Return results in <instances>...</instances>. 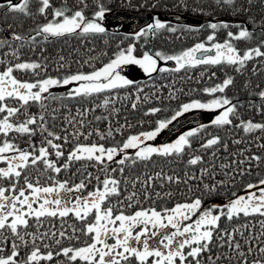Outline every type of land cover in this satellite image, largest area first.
<instances>
[{
  "label": "snow or ice",
  "instance_id": "6c2138e0",
  "mask_svg": "<svg viewBox=\"0 0 264 264\" xmlns=\"http://www.w3.org/2000/svg\"><path fill=\"white\" fill-rule=\"evenodd\" d=\"M33 3L38 5L34 12L31 10ZM93 3L96 10L91 17L85 15L89 7L87 0H77L75 9L68 7V0H63L59 7L54 6L52 0H20L18 3L9 0L7 4L0 3L5 17L8 13H19L31 19L40 16L46 21L31 28L27 35L13 31L10 39L0 38V49H9L4 56L12 57V60L0 59V65H3L0 70V264H50L53 260H56V264H264V247L260 246L264 243V219L259 221L258 234L252 231L255 224L247 222L249 217L264 218V178L245 185V195L233 192V198L223 205L205 207L203 197L196 196L188 197L171 208L157 210L153 207L145 209L140 194H143L144 202L152 200L151 189L155 188L157 181L163 188L165 184L187 185L190 180L203 182V177L210 174L214 179L215 174L211 173V169L202 166L203 157L191 154L187 160L188 166H201L199 177L185 172L182 178L175 174L174 169L172 175L161 169L155 173L145 172L143 176H124L125 169L137 163H144L147 167L153 156L165 160L170 157L182 159L186 150L215 149L212 156L216 157L219 150L216 146L222 144L219 136L207 139L198 150L192 149V138L207 127L205 125L180 135L173 143L145 146L146 141L154 140L161 130L192 110L218 112L211 121V126L217 128L235 127L246 135L264 132V123L240 119L238 108L242 105L234 104L226 96H216L233 85L231 76L213 87L203 89L213 96L211 100L182 103L172 110L170 118L158 120L155 130L129 135L122 143L108 147L96 142H80L81 137L88 140L94 134L100 140L114 138V132L121 131V128L113 129L109 125L106 132L99 129L85 132L84 129L91 123L87 119L88 114L94 112L95 108H77L75 114L69 108L67 115L61 118L60 108L68 106L61 104L53 108L49 104L64 99L88 100L133 86L135 82L122 74L125 65H138L149 76L157 71L179 72L197 66L221 65L231 66L239 73L248 62L264 59V42L241 52L232 41L251 40L253 33L241 27L238 33L229 31L227 39L220 43L216 42V31L229 25L212 23L209 27L213 31L206 42L196 43L178 54L165 55L156 51L150 55L144 52L142 58H137L134 45L125 49L118 46L108 62L102 67H93L91 72L77 70L62 77L46 75L41 78V72H47L46 62L21 60V49L26 45L32 52L38 47L43 52L46 44L65 37L105 34L106 29L101 22L109 9L102 0H93ZM215 3L244 11L243 7L237 9V0H215ZM248 3L250 5L251 0ZM9 28H12L11 24ZM162 29H166V25L157 19L146 31ZM167 30L176 31L175 28ZM144 35L145 31H142L138 33V38ZM158 59L174 61L176 67L158 68ZM59 61H64V57L60 56ZM59 61L58 68L66 66ZM84 63L90 64V60ZM16 72L31 73L35 79L21 80L14 74ZM70 85L74 86L68 89L66 95L57 96L51 92L53 88ZM142 91V88L137 89V92ZM254 94L264 102V89ZM170 98H174L171 93ZM117 99L118 96L105 95L102 104L96 107L107 110ZM147 100L148 97H145ZM138 103L139 95L131 108L135 110ZM33 106H38V112L30 111ZM160 111L162 109L153 107L144 115H155ZM258 111H264V103L258 106ZM118 112L113 107L110 115ZM61 119L66 127L58 132L55 129L57 121ZM101 119L109 120V116H94L96 121ZM234 119L239 123L234 125ZM69 128L72 130L69 131ZM37 135L41 137L39 144L33 143V137ZM17 140H24L26 146L21 147ZM241 142L234 141L237 144ZM69 144L72 147L66 155L65 148ZM223 147L227 151L226 143ZM258 147L264 148V144ZM129 149L135 150L134 157L127 154ZM237 155L244 156V153ZM118 156L121 158L116 159ZM262 159L264 157L251 154L230 164L221 163L219 167L222 171L232 168L231 175L224 172L230 182L235 180L236 175L243 177L250 174L252 162L259 167ZM77 162H84L72 174L81 177L79 183L71 176L61 180V173L69 172ZM113 162L119 167H111ZM152 163L155 166V162ZM245 163L249 167L241 168L240 165ZM233 164L237 167L233 168ZM88 167L96 168L104 178L101 180L100 174L93 176L87 171ZM212 167H215L214 162ZM115 173H119L122 179L117 178ZM93 180L96 181L93 190L84 195ZM137 184L140 185L139 191L136 190ZM129 186L131 192H128ZM227 186L228 183L221 180L211 185L204 184L203 191L214 194ZM154 196L158 199L171 198L173 193L156 191ZM125 202L128 208L139 206V210L126 214L123 207ZM69 217L76 223H71ZM193 217L194 222H189ZM240 219L246 222L229 228L234 220ZM222 220L226 222L223 228ZM165 230L170 231L164 234ZM245 232L249 234L245 235ZM157 237L158 240L152 242ZM65 240L70 242L68 246H63ZM214 240L217 251L213 256ZM72 241L77 243L73 244ZM250 256L255 258L249 261Z\"/></svg>",
  "mask_w": 264,
  "mask_h": 264
},
{
  "label": "trees",
  "instance_id": "16d2710c",
  "mask_svg": "<svg viewBox=\"0 0 264 264\" xmlns=\"http://www.w3.org/2000/svg\"><path fill=\"white\" fill-rule=\"evenodd\" d=\"M63 0H52L54 6L59 7ZM89 7L85 10V15L91 17L93 12L96 10L93 0H87ZM102 3L109 9L110 14L108 15L111 21H121L123 28H105L106 33L87 36V37H65L60 40L52 41L44 46L43 52L38 47L35 52H32L26 45L21 49V60H39L42 63L47 64V72H41V78L46 75L53 77H62L67 73H75L77 70L83 72H91L93 67H102L104 63L114 56L118 50L125 49L129 45L135 46L134 55L142 57L144 52L154 54L156 51H161L165 55L176 54L178 48L188 46L193 43L206 42L207 36L212 34V29L209 27L210 24L216 23L218 25L228 24V28L220 27L216 31V42L223 43L227 39V33L232 31L234 34L238 33L240 28H246L249 32L253 33L251 40H238L232 41L234 46L241 52L251 47L258 46L261 42H264V0H251L249 5L248 0H237V9L243 7L244 11L233 10L223 5H217L215 0H102ZM38 5L33 3L31 10L34 12ZM68 7L75 9L77 7V0H68ZM4 9H0V38H9L11 33L16 31L27 35L31 28H34L37 24L45 23L43 17L37 16L35 19L26 18L19 13H8L5 17L3 15ZM126 14L116 16L117 13ZM145 11L146 13L153 14L163 19L162 23L166 25V29L158 30L155 32H147L145 35L138 38V33H125L127 31L126 25L133 22V15L136 12ZM51 9H49V13ZM51 16L49 15V19ZM196 20H203L200 25H193L192 22ZM253 21L255 23H253ZM12 28H9V25ZM167 28H175V32L168 31ZM138 29V28H137ZM130 31V29L128 30ZM40 39V38H38ZM190 47V46H188ZM9 49L5 47L0 49V59L12 60L11 56L5 57L4 53L8 52ZM107 53V55H105ZM63 56L64 61H59V57ZM46 58V61H45ZM90 64L84 63L89 61ZM57 61L64 63L66 66L58 68ZM3 65H0L2 70ZM174 69V68H172ZM255 69V71H253ZM203 73V75H202ZM215 73V75H213ZM21 80L35 79L31 73L16 72L14 73ZM227 76H231L234 79V83L222 96H226L232 99L234 104L242 105L238 108L240 119L252 120L257 123H264V111H258V106L262 102L260 98L254 93L264 89V59H254L246 65L241 72H236L231 66H197L195 68H188L179 72L165 71L158 72L150 77L142 80L135 81L134 85L128 88H123L111 94L105 93L100 96L82 100V99H64L62 101H51L49 102L50 107H59L61 104L67 105L68 108H60L59 115L62 118L67 115L68 109L70 108L72 113L75 114L77 108H95L94 112L88 114V121L91 123L84 129L88 132L92 129H99L100 132H106L109 125L113 129L121 128L120 132H114V138L100 140L95 134L88 140H84L81 137L82 143L91 144L93 142L104 144L106 147L113 146L117 143H122L127 139L129 135H136L142 131H147L149 128H154L157 125L158 120L170 118L172 110L178 108L182 103H188L192 100H200L207 102L213 98L203 91L208 87H213L217 83H221ZM259 86V87H257ZM138 88H142V92H137ZM68 89H51V92L57 96L66 95ZM170 93L174 95V98H170ZM105 95L118 96V99L114 104L109 105V109L103 107H96V105L102 104ZM139 95L140 103L137 104V108L133 110L131 104L136 101V97ZM208 95V98H207ZM145 97L148 100L145 101ZM207 98V100H206ZM206 100V101H205ZM118 109V114L112 113V108ZM157 107L162 111L155 115L145 116L144 113L149 109ZM38 106H33L30 111L35 113L38 112ZM94 116H109V120L100 121L94 120ZM239 120L234 119V125L238 124ZM124 126V127H121ZM62 127H66L62 123V119L57 121L56 131H60ZM72 129L69 128V131ZM211 136H219L222 139V144L216 146L219 150L216 152V157L212 156V152L215 149H208L205 151H189L186 150L182 159L170 157L167 160L153 156L152 161L155 162L153 166L152 161L147 163L145 167L144 163H137L130 168L125 169L124 176L129 175L143 176L145 172L155 173L161 169L165 173L172 175L173 169L175 174L180 177H184L185 172L189 175L195 174L197 177L200 176V165L188 166L187 160L191 154L201 155L203 157V167L211 169V173L215 174V178L211 177V174L203 177V182L200 180H190L187 185L181 184H165L163 188L160 187V182H156V186L153 191V199L144 202L143 194H140V200L143 202V207L156 208L162 210L164 208H171L178 202H184L188 197L202 196L204 200V206L208 207L214 204V202H227L232 197V193L235 192L237 195L243 192L245 185L248 183H256L260 178H264V159L261 160L259 167L256 166L255 162L251 164V173L243 177L236 175L235 180L228 182V177L224 175L227 171L230 175L232 174V168L224 169L223 171L219 167L221 163H232L233 161L243 160L245 156L255 154L264 157V148H259V144H264V132H254L246 135L240 129L235 127H224L217 128L214 126H207L195 137L192 138V149L198 150L201 144L204 143L205 139H209ZM257 137H260L257 140ZM26 139V138H25ZM41 137L39 135L33 137V143L39 144ZM71 139V137H70ZM235 140H242L241 143H234ZM17 143L21 147H25L24 140H17ZM75 143V141H73ZM227 144V151H225L223 144ZM72 144H69L65 148V154L70 150ZM246 149L250 151H245ZM243 152L244 156L237 155ZM134 157V156H132ZM121 157H116L120 159ZM227 158V159H225ZM213 162L215 167H212ZM84 162L75 163L69 172L61 173L60 179H72L79 183L81 177L76 172ZM111 167H119L114 162ZM233 168L237 167L236 164L232 165ZM241 168H248L249 165L245 163L240 165ZM88 172H91L93 176L100 174L98 170L93 167H88ZM114 175L117 178L122 179L119 173ZM101 180L104 178L103 174H100ZM224 180L228 183V186L219 190L218 193L208 194L203 191L204 184H214L217 181ZM96 181L93 180L88 188L85 190L84 195L88 191L93 190V186ZM191 189V190H189ZM136 190H140V185L137 184ZM131 186L128 188V192H131ZM159 191L172 192L171 198L165 197L164 199L155 198L154 193ZM127 195V193H124ZM116 198H113L115 203ZM124 211L126 214H131L136 210H139V206L135 208H128L127 202L124 204ZM195 219V217H193ZM71 223H76L71 217L68 218ZM261 217H249L247 222L255 224V228L252 231L256 234L260 232ZM190 222V221H189ZM246 221L244 219L234 220L229 228L243 224ZM226 222L221 221V227H225ZM79 227V225H77ZM70 231V230H69ZM245 232V235H248ZM239 239V237H237ZM69 241L65 240L63 246H68ZM71 243L76 244V241ZM213 241V256L217 249ZM243 244V241H241ZM264 247V243L260 244ZM43 249V246L41 245ZM226 251V250H224ZM23 255V251H22ZM255 256H250L248 259L251 261ZM56 259H63V257H57ZM206 259V258H205ZM43 264V262H42ZM50 264H56V260L50 262Z\"/></svg>",
  "mask_w": 264,
  "mask_h": 264
},
{
  "label": "rangeland",
  "instance_id": "374dc122",
  "mask_svg": "<svg viewBox=\"0 0 264 264\" xmlns=\"http://www.w3.org/2000/svg\"><path fill=\"white\" fill-rule=\"evenodd\" d=\"M8 2H9V0H0V3L7 4ZM16 2L18 3V2H20V0H16ZM117 12L118 11H115L114 14ZM141 13H146V12L140 11V12H136L134 14H141ZM109 14H110L109 12H106L105 18L101 22L103 27L109 28V29L111 28L112 30H115V29H113V27L125 29V27L121 25V21H116V20L111 21L108 17ZM157 19L162 23L163 19H160L158 16H155V17L153 16L151 21H149L148 24L139 26L141 24L140 23L141 21L139 22L138 20L133 18V22L131 23V25L130 24L126 25L127 31L125 33H127V32L128 33H133V32L140 33L141 30L148 29L149 26L154 25ZM129 29H130V31H128ZM191 44L188 45L190 47L183 46L182 48H178L179 50H176L177 51L176 54H178L179 52H181L183 50H187L188 48L193 47L196 43H193L192 46H191ZM150 55H154V54H150ZM137 58H142V57H137ZM175 67H176V64L174 61H162V60L158 59V68L172 69ZM158 72L159 71L152 73L151 76L158 73ZM122 74L126 78L132 79L134 82L138 81V80H142V79L147 78V77H150L149 75L145 74L143 72V70L138 65H125V66H123ZM73 86L74 85H70L67 87H57V88H53V89H56V90L57 89H69L70 87H73ZM216 96L220 97V96H222V94L217 93ZM207 98H208V95H207ZM207 98H206V100H207ZM218 114H219L218 112H208V111H203V110H192L190 112H187L183 116L179 117L177 120H175L171 124H169L167 128L161 130L159 135L154 140L146 141L145 146L156 147V146H161V145L166 144V143H173V142H175L176 139L179 138L180 135H183V134L187 133L188 131L197 129L201 125L211 126L212 119ZM190 119H193L195 121H189ZM187 121H189V122H187ZM183 122H185V124L181 125L179 127V124L183 123ZM156 127H157V125L152 129L149 128V130H147V131L155 130ZM211 137H209V138H211ZM207 139H205L204 142H206ZM127 154L129 156H134L135 150L129 149ZM244 166H245V164H244ZM253 191H255V189ZM245 194H246L245 190H243V192L240 193L239 195H245ZM225 203L226 202H214V204H217V205H223ZM214 204H212V205H214ZM194 220L195 219L193 218V220L190 222H194ZM165 233H166V230H165ZM158 238L159 237L153 238L152 242H156L158 240ZM110 243H111V241H110Z\"/></svg>",
  "mask_w": 264,
  "mask_h": 264
},
{
  "label": "water",
  "instance_id": "95a60500",
  "mask_svg": "<svg viewBox=\"0 0 264 264\" xmlns=\"http://www.w3.org/2000/svg\"><path fill=\"white\" fill-rule=\"evenodd\" d=\"M121 15H125V16H127L126 14H122V13H117V14H116V16H121ZM152 17H153V14H149V13H141V14H135V15H133V18H134V19L138 20L139 22L141 21V22H140L141 24H140L139 26H141V25H145V24H148L149 21H151ZM202 22H203V20H196V21H193L192 24L198 26V25H200ZM189 121H195V120L190 119ZM189 121H187V122H189ZM184 124H185V122L180 123V124H179V127H180L181 125H184Z\"/></svg>",
  "mask_w": 264,
  "mask_h": 264
},
{
  "label": "flooded vegetation",
  "instance_id": "af4514ba",
  "mask_svg": "<svg viewBox=\"0 0 264 264\" xmlns=\"http://www.w3.org/2000/svg\"><path fill=\"white\" fill-rule=\"evenodd\" d=\"M169 231H170V230H169ZM169 231H168V230H166V233H165V234H167Z\"/></svg>",
  "mask_w": 264,
  "mask_h": 264
}]
</instances>
